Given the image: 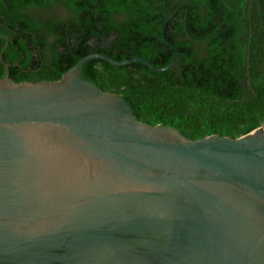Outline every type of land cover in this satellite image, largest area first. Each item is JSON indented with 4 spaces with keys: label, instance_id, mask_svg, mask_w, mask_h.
<instances>
[{
    "label": "water",
    "instance_id": "obj_1",
    "mask_svg": "<svg viewBox=\"0 0 264 264\" xmlns=\"http://www.w3.org/2000/svg\"><path fill=\"white\" fill-rule=\"evenodd\" d=\"M0 79V264H264V126L193 141L83 77Z\"/></svg>",
    "mask_w": 264,
    "mask_h": 264
},
{
    "label": "trees",
    "instance_id": "obj_2",
    "mask_svg": "<svg viewBox=\"0 0 264 264\" xmlns=\"http://www.w3.org/2000/svg\"><path fill=\"white\" fill-rule=\"evenodd\" d=\"M83 77L124 98L139 122L193 141L233 139L264 126V0H0V36L19 84L59 81L79 60ZM5 40H0V53ZM5 76L0 61V79Z\"/></svg>",
    "mask_w": 264,
    "mask_h": 264
}]
</instances>
